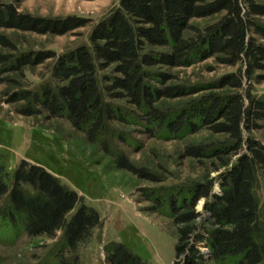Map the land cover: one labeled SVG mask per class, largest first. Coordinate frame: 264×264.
<instances>
[{
	"label": "trees",
	"instance_id": "16d2710c",
	"mask_svg": "<svg viewBox=\"0 0 264 264\" xmlns=\"http://www.w3.org/2000/svg\"><path fill=\"white\" fill-rule=\"evenodd\" d=\"M20 0L0 1V84L16 89L23 115L43 112L66 118L89 142L114 158L118 168L162 182L132 162L120 144L133 143L137 127L150 137L183 138L202 128L227 137L186 144L183 156L218 162L214 177L190 185L145 188L155 211L170 215L177 229L175 264H264V205L256 193L264 175V143L251 131L264 121V96L252 78L264 71V3L257 0H120L92 28L88 41L58 54L52 49L20 51L4 29L62 35L88 25L80 15L44 16L20 10ZM223 15L205 29L191 19ZM215 56L236 71L187 106L165 112L158 102L190 93L174 68ZM54 59L51 79L37 88L23 84L25 67ZM16 74V75H14ZM257 82L264 76L256 75ZM163 138V137H161ZM204 198V212L197 208ZM103 225L99 212L43 165L23 160L12 173L0 164V234L56 237L54 260L80 264L79 246ZM203 247H206L204 251ZM107 264H150L125 243L104 245Z\"/></svg>",
	"mask_w": 264,
	"mask_h": 264
},
{
	"label": "rangeland",
	"instance_id": "374dc122",
	"mask_svg": "<svg viewBox=\"0 0 264 264\" xmlns=\"http://www.w3.org/2000/svg\"><path fill=\"white\" fill-rule=\"evenodd\" d=\"M119 1L20 0V10L25 12L44 16L76 14L90 18L91 22L62 35L17 29L3 31L15 41L20 51L52 49L60 54L87 42L93 26L117 6ZM257 1L264 3V0ZM222 15L223 12L193 18L191 23L205 29ZM258 19L264 23V16H258ZM53 62L54 59H47L42 64L26 66L23 84L35 89L50 80ZM238 67L239 65L221 64L212 56L188 67L174 68L180 81L196 92L175 98H162L158 106L165 112H170L187 106L192 100L210 92H233L234 89L228 86L217 88L216 82ZM259 74L264 76V71H258L253 76V93L264 96V80L257 82L255 79ZM14 89L16 87L12 85L0 84V164L9 173L23 160L43 165L62 183L76 190L84 203L99 212L103 225L95 228L92 237L80 244V264H107L104 245L111 241L125 243L150 264H175L177 229L173 218L153 210L154 202L147 198L144 190L172 184L190 185L207 176L218 175L222 170H216L218 162L185 157L183 150L189 143L220 141L227 136L202 128L183 138L150 137L137 132L135 126L117 123L118 127L130 131L132 139L137 142L134 147L133 143L120 146L133 163L150 169L163 179L162 182H154L118 168L111 155L104 152L99 144L89 142L85 134L75 129L66 118L49 117L46 112L36 115L21 114L18 108L22 102L7 100L8 91ZM260 124L259 128L251 131V135L264 143V121H260ZM256 189L264 205L263 174L259 176ZM204 201L202 198L198 202V209H202ZM56 241L57 236L51 238L47 235L29 237L25 233L19 236L0 234V264H46L51 259L54 260ZM203 249L206 251L207 248ZM208 264L215 263L211 261Z\"/></svg>",
	"mask_w": 264,
	"mask_h": 264
},
{
	"label": "water",
	"instance_id": "95a60500",
	"mask_svg": "<svg viewBox=\"0 0 264 264\" xmlns=\"http://www.w3.org/2000/svg\"><path fill=\"white\" fill-rule=\"evenodd\" d=\"M204 206H205V201L203 202V205H202V209H200L201 211H203L204 210Z\"/></svg>",
	"mask_w": 264,
	"mask_h": 264
}]
</instances>
